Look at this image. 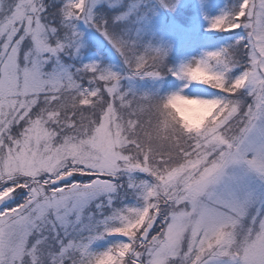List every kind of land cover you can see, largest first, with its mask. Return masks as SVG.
Listing matches in <instances>:
<instances>
[{
    "label": "snow or ice",
    "instance_id": "6c2138e0",
    "mask_svg": "<svg viewBox=\"0 0 264 264\" xmlns=\"http://www.w3.org/2000/svg\"><path fill=\"white\" fill-rule=\"evenodd\" d=\"M176 3L0 0V264H264V0L171 68Z\"/></svg>",
    "mask_w": 264,
    "mask_h": 264
},
{
    "label": "rangeland",
    "instance_id": "374dc122",
    "mask_svg": "<svg viewBox=\"0 0 264 264\" xmlns=\"http://www.w3.org/2000/svg\"><path fill=\"white\" fill-rule=\"evenodd\" d=\"M226 2L227 0H178V3H176L175 5L178 8L183 9L188 8L189 6L193 7V17L189 22H185L184 20H176L173 10L160 9L158 12H156L152 16L151 20L152 29L156 33L154 34L155 38L158 39L159 42L162 43L168 50L166 59L173 55L174 49H176L181 42H184V40H190L194 34L193 32L196 31L199 32L198 42H200L202 46H198L194 51L188 52L187 58L183 64H187L196 59H199L206 52L218 50L221 47H225L224 45L220 44L214 47L207 48V45H209V41L208 39H206V37L213 33L208 30L209 21L221 13ZM159 19L161 20L159 21ZM159 24L162 26H160ZM176 28H187L188 30L186 29L183 34H177ZM185 32L186 36L184 37L183 35ZM93 37L100 39L101 43L107 42L104 37L99 35L98 33L89 34V38ZM169 67L176 68L173 61L170 63ZM161 82L162 80H143L137 81L136 86L142 92H150L151 88L152 91H154L156 86H158L159 84L161 85ZM176 82L175 83L178 86L181 83L179 81Z\"/></svg>",
    "mask_w": 264,
    "mask_h": 264
},
{
    "label": "trees",
    "instance_id": "16d2710c",
    "mask_svg": "<svg viewBox=\"0 0 264 264\" xmlns=\"http://www.w3.org/2000/svg\"><path fill=\"white\" fill-rule=\"evenodd\" d=\"M173 11H174L176 20H184L185 22H189L192 19L193 13H194L193 7H190V6L188 8H183V9L175 6ZM160 20L161 19H159V21ZM167 22H169V21H167ZM160 26H162V25H160ZM185 30H186V28H182V29L176 28V33L177 34H183V32ZM186 32H188V31H186ZM186 32L183 35L184 37L186 36ZM154 34H156V33L154 32ZM228 37H229V34L213 32L212 34H210L206 37V39H208V41H209V45H207V48L214 47V46H217L220 44L227 46V44L231 42ZM90 39L94 42L95 46L99 49L100 53L105 58L110 60L112 64L119 65L120 58L116 55V53L114 51H110V45H108L107 42L101 43L100 39L95 38V37L90 38ZM198 39H199V34L195 33L190 40H188V41L184 40V42H181L180 45L176 49H174L173 55L170 56L171 58L168 57L166 59L168 66H170V63L173 61L174 66L176 68H179L183 64V62L186 60L188 52L194 51L199 46L200 42H198ZM156 41L159 42L158 39H156ZM173 79L174 78L171 75L164 77V79L161 82V85L159 84L160 86L159 85L156 86L155 90L159 89L161 94H164V93L170 92V91H175L176 90L175 86H178V85L176 84L177 83L176 82L175 86H173V84H172ZM151 91H152V88H151Z\"/></svg>",
    "mask_w": 264,
    "mask_h": 264
}]
</instances>
